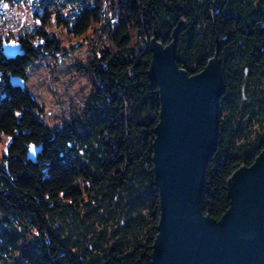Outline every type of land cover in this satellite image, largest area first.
Instances as JSON below:
<instances>
[{
    "label": "trees",
    "instance_id": "trees-1",
    "mask_svg": "<svg viewBox=\"0 0 264 264\" xmlns=\"http://www.w3.org/2000/svg\"><path fill=\"white\" fill-rule=\"evenodd\" d=\"M61 1L58 8L55 0L38 6L42 15H33L39 29L25 34L26 51L35 42L36 58L68 56L67 50L77 48L66 37L88 35L127 68L117 74L115 99L94 85L46 149L49 159L97 181L89 195L69 202L33 193L55 212L25 211L0 167V264H150L159 218L151 150L159 98L156 87L140 89L139 74L131 69L141 54L150 53L154 36L169 45L175 31L177 64L189 75L200 72L218 50L226 91L218 105V145L205 168L201 207L204 215L220 219L229 207V177L264 149V0ZM121 122L131 154L118 175L106 177L102 135Z\"/></svg>",
    "mask_w": 264,
    "mask_h": 264
},
{
    "label": "water",
    "instance_id": "water-1",
    "mask_svg": "<svg viewBox=\"0 0 264 264\" xmlns=\"http://www.w3.org/2000/svg\"><path fill=\"white\" fill-rule=\"evenodd\" d=\"M177 31L169 45L150 41L147 71L159 98L151 144L159 218L150 264H264V149L226 184L229 207L216 220L202 211L205 168L218 145V105L226 91L218 50L198 73L177 64ZM15 45V46H13ZM5 58L24 55L21 44L3 43ZM13 88L25 81L10 76ZM43 146L31 145L35 163Z\"/></svg>",
    "mask_w": 264,
    "mask_h": 264
},
{
    "label": "rangeland",
    "instance_id": "rangeland-1",
    "mask_svg": "<svg viewBox=\"0 0 264 264\" xmlns=\"http://www.w3.org/2000/svg\"><path fill=\"white\" fill-rule=\"evenodd\" d=\"M39 1L43 7V0ZM26 2L19 7L9 3L0 5L2 37L8 33L30 35L34 29H39L33 14L42 15L40 5L34 6L37 2L33 0ZM60 3L61 0H55L54 7L58 8ZM66 38L71 40L74 49L77 48L73 52L67 50L68 56L57 54L36 58L35 42L31 44L32 50L15 59H7L0 52V167L19 192L22 210L40 215L52 214L55 209L35 200L33 193L51 200L61 197L75 202L97 186L89 173L78 172L49 159L46 149L55 143L61 122L83 106L94 85L114 100L117 74L127 68L109 52L101 51L88 35L80 39ZM62 40L66 42L64 38ZM66 44L67 47L70 45ZM150 60V53L141 54L137 65L131 69L139 74L142 91L155 88L150 85L147 73H140L145 69L148 71ZM10 76L22 78L25 87L13 88L8 81ZM124 138L122 122L102 135V144L107 149V162L103 167L106 177L118 175L124 160L131 154ZM40 144L43 152L33 163L27 157L28 149Z\"/></svg>",
    "mask_w": 264,
    "mask_h": 264
},
{
    "label": "flooded vegetation",
    "instance_id": "flooded-vegetation-1",
    "mask_svg": "<svg viewBox=\"0 0 264 264\" xmlns=\"http://www.w3.org/2000/svg\"><path fill=\"white\" fill-rule=\"evenodd\" d=\"M11 1V2H10ZM8 3V0L6 1H3V0H0V5H3V4H6ZM9 3L12 4V5H15L18 7L20 5H24V3L22 4H17V2L14 0H9ZM38 5H41V3L37 2ZM44 8H45V5H44ZM7 42H16V43H19L21 44V49H24V51H26V47L29 46V40L27 39L26 35H23L22 33H20L19 35L17 36H13L12 34H9L5 37H2V33H0V47L3 43H7ZM1 52V51H0ZM23 56V55H22ZM17 57H20V56H16L15 58ZM13 58V59H15ZM8 59V58H7ZM9 81V80H8Z\"/></svg>",
    "mask_w": 264,
    "mask_h": 264
},
{
    "label": "snow or ice",
    "instance_id": "snow-or-ice-1",
    "mask_svg": "<svg viewBox=\"0 0 264 264\" xmlns=\"http://www.w3.org/2000/svg\"><path fill=\"white\" fill-rule=\"evenodd\" d=\"M13 46H15V45H13Z\"/></svg>",
    "mask_w": 264,
    "mask_h": 264
}]
</instances>
